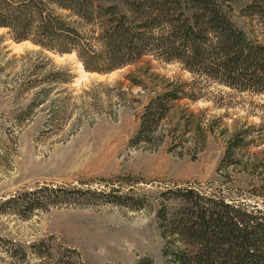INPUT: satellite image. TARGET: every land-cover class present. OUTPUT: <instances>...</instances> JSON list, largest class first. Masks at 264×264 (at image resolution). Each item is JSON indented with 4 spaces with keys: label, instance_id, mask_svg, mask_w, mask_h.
<instances>
[{
    "label": "trees",
    "instance_id": "1",
    "mask_svg": "<svg viewBox=\"0 0 264 264\" xmlns=\"http://www.w3.org/2000/svg\"><path fill=\"white\" fill-rule=\"evenodd\" d=\"M234 7L249 21L250 32L234 22ZM0 30H7L0 42L8 37L39 49L20 59V88L36 91L23 116L51 101L54 92V102L69 96L62 87L73 76L55 67L45 53L75 55L85 72L101 76L142 64L138 74L126 76L129 92L118 83L112 88L100 84L103 91L90 94L115 97L135 111L139 129L133 146L157 151L167 145L170 152L192 161L218 126L217 120L209 121L207 111L196 113L189 107L200 101L218 106L203 83L220 91L264 95V0H0ZM16 62L15 57L9 61ZM152 62L177 65L191 78L167 79L155 72ZM133 88L139 91L134 94ZM49 114L47 127L61 116V107L54 103ZM263 132V124L235 130L223 162L229 166L238 159V150L263 146ZM251 157L246 166L253 169L254 182L239 196L188 184L168 186L156 198L133 188L124 192L115 184L106 186L108 192L44 185L0 202V215L28 219L37 211L94 199L130 211L154 210L155 199L164 264H264V150ZM0 244L15 264H32L30 255L38 264H80L75 250H56L47 241L23 247L0 239Z\"/></svg>",
    "mask_w": 264,
    "mask_h": 264
},
{
    "label": "rangeland",
    "instance_id": "2",
    "mask_svg": "<svg viewBox=\"0 0 264 264\" xmlns=\"http://www.w3.org/2000/svg\"><path fill=\"white\" fill-rule=\"evenodd\" d=\"M239 11L238 7L232 10L234 22L250 32L249 21ZM6 33L7 30H0V37ZM38 50L30 42L17 44L8 37L0 42V202L44 185L108 192L106 186L115 184L124 192L133 188L139 195L156 198L166 187L177 184L204 191L221 189L239 196L246 194L244 190L254 182L253 169L246 165L253 160L250 154L263 151L264 145L249 151L238 150L235 156L238 159L229 166V161L224 163L223 159L228 139L235 130L264 126V95L220 91L203 83L218 106L200 101L189 107L196 113L207 111L209 121L217 120L218 126L209 136L206 149L192 161L189 156L170 152L167 145L157 151L133 146L131 140L139 129L135 111L118 104L115 97L98 99L90 94L102 92L103 89H98L100 84L112 88L118 83H123L125 92H129L126 76L138 74L142 64L139 68L130 66L101 76L85 72L75 55L45 53L55 67L73 76L71 83L62 87L69 96L65 94L60 98L63 102H54L57 98L54 92L51 101L23 116L36 91L23 92L20 88L23 78L20 59ZM13 57L20 62L10 64ZM152 65L157 74L167 79L191 78L177 65L157 62ZM138 91L132 89L134 94ZM54 103L61 107L62 114L47 127ZM240 198L244 200L245 196ZM153 202L154 210L130 211L101 201L95 203L94 199L37 211L28 219L3 214L0 239L23 247L47 241L56 250H75L80 264H137L145 258H150L152 264H164V240L155 213L158 206L155 199ZM0 246L3 247L0 264H15L3 252L6 246ZM29 260L38 264L32 255Z\"/></svg>",
    "mask_w": 264,
    "mask_h": 264
}]
</instances>
